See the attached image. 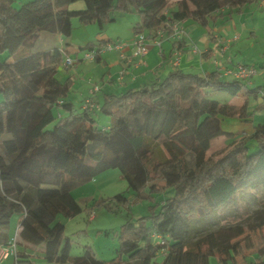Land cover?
<instances>
[{
	"label": "trees",
	"instance_id": "1",
	"mask_svg": "<svg viewBox=\"0 0 264 264\" xmlns=\"http://www.w3.org/2000/svg\"><path fill=\"white\" fill-rule=\"evenodd\" d=\"M76 1L33 0L16 8L14 0H0V93L5 97L0 103V246L13 238L9 230L18 216L17 264H34L27 250L41 252L51 264H210L212 256L223 264L251 256L250 264H264V249L243 253L254 250L251 233L264 228V212L248 225L199 227L238 203L242 192L264 189V123L254 126L249 111L251 99L264 98V85L250 88L252 78L226 79L217 70L176 69L140 89L107 95L100 112L111 123L100 127L91 111L77 112L67 101L71 83L56 79L69 44L34 51L42 33L70 37L74 18L104 30L115 13H134L140 17L135 34L155 32L165 23L173 34L182 21L210 28L219 17L260 0H176L167 14L159 11L167 0H85L84 10H70ZM110 42H90L83 49L100 52ZM214 93L245 100L222 103L211 98ZM224 120L253 131L247 136L225 131ZM222 137L231 149L207 158ZM61 154L81 159L76 177L66 178ZM111 169L120 170L135 201L150 200V213L121 227L115 260L99 259L88 246L72 256L61 218L84 211L72 192ZM110 201L127 204L128 197L118 194L96 205Z\"/></svg>",
	"mask_w": 264,
	"mask_h": 264
},
{
	"label": "rangeland",
	"instance_id": "2",
	"mask_svg": "<svg viewBox=\"0 0 264 264\" xmlns=\"http://www.w3.org/2000/svg\"><path fill=\"white\" fill-rule=\"evenodd\" d=\"M260 1L245 7L242 12L233 11L231 14H226L224 18L219 17L217 23H211L210 26L212 30L216 26L215 33L222 35L220 39L223 42L227 43L236 40V43L232 44V53L236 55L233 59L235 65L238 63L248 65L254 67L258 71V74L251 79V84L248 85L250 88L264 85V70L261 69V67L264 68V9L260 7ZM85 7L86 1L79 0L70 5V10H83ZM228 11L229 10H227V12ZM115 14L116 20L106 25L104 31L100 30L97 24L84 25L78 18H74L73 32L79 37V35L82 36V34H84V28H86L92 38L95 37L96 33L103 32L102 34L108 35L116 41L117 38L113 35H117L118 33L125 37H130L133 28L132 23H136L135 21L139 19V16L134 13L121 14L117 12ZM56 39L57 37H52L48 41L47 45L49 46H46L50 48L46 49H53V47H55L54 45L57 44ZM64 39L66 40L65 42H72L73 36L64 37ZM113 39L110 44H120ZM41 40L39 47L45 44V39ZM124 41H126V38H123L119 42L125 43ZM92 43L97 44V40L92 39ZM96 67L98 66L86 63L85 65H78L77 68H72L70 72L74 73L76 78L79 79V74H81V72L90 68L96 69ZM79 82H83V87L87 89L88 86L84 79ZM81 93H73L70 95L77 112L81 110L80 106L83 98V96L81 97L80 95ZM211 98L222 103H234L239 105L245 100L244 95L240 97H230L225 93H214ZM4 99L5 97L0 93V103L4 102ZM261 106H264V98L259 97V99H251L249 111L253 113L252 120L254 126L264 123V109H258ZM93 117L100 127H107L110 121L109 116L97 110L93 113ZM222 123L224 130L228 132L242 133L243 135L245 134L244 136H247L253 131L252 129L249 130L250 127L248 128L247 125L236 123L235 121L224 120ZM52 128H54V124L49 126V129ZM239 140L240 139L236 142H239ZM231 146L232 145L228 144L224 137L216 139L207 153V158H217V156H221V154H225L231 149ZM257 150L258 148L256 147L252 153ZM60 158L67 166L65 171L66 178L76 177L78 168L82 163L81 159L72 154H61ZM169 191L173 192V190ZM118 194H125L128 197V203L119 204L116 201H110L106 205H96V202L98 203L102 199L106 201L112 200V198ZM72 195L84 209L80 215L72 219L61 218L65 224V235L70 239V254L72 256L82 255L85 247L88 246L99 259L106 261L115 260L118 255V237L121 227L128 220L136 222L139 218L147 216L150 213V200L135 201L134 196L128 191L127 181L123 178L118 169H111L96 176L92 181L74 189ZM168 195H170L169 192L158 196L157 199H164ZM91 211L92 214L90 215ZM261 211L264 212V189L242 192L238 197V203L234 204L227 211H221L220 214H216L210 220L202 222L199 224V227L202 231L203 228L214 230L219 226L235 223L248 225L254 223L257 213ZM15 218L9 230L10 234H14ZM251 238L254 242V250L249 251L244 249L243 253L247 256H251V254L255 253L258 249H264V228L257 230L255 233H251ZM253 259L252 256L246 258L247 261L240 258L238 264H250L253 263ZM210 264L223 263L220 262L218 257L212 256L210 257Z\"/></svg>",
	"mask_w": 264,
	"mask_h": 264
},
{
	"label": "crops",
	"instance_id": "3",
	"mask_svg": "<svg viewBox=\"0 0 264 264\" xmlns=\"http://www.w3.org/2000/svg\"><path fill=\"white\" fill-rule=\"evenodd\" d=\"M31 1L33 0H14V6L19 8V6ZM174 1L176 0H167L159 11L167 14L168 5ZM259 4L260 7L264 9V0H261ZM139 21L140 17L135 22L137 23ZM136 23H132L133 28L130 37H125L120 33L113 35L114 37L116 36L117 41L108 35L102 34L103 32L96 33L95 37L92 38L86 28H84V34H82V36L79 35V37L72 32V42H65L66 40L60 34H46L45 32L40 35L34 51L43 52L52 50L46 49L50 48L46 46H49L47 44L52 37H57V44L54 45L55 47H53V49L63 50L64 46L69 44V47L63 51V59L59 66L56 79L61 84L67 81L71 83L67 101L73 105L74 102L70 95L82 92L80 95L81 97L83 96V98L81 100V110L79 112L84 110L85 102L91 100L94 104V109L91 111L92 114L96 110L100 111V107L107 95L122 94L128 90L140 89L153 82L163 80L170 72L176 69L186 73L193 72L200 74L217 70L222 72L224 78L233 79L228 71L235 70L238 65H242L240 63L235 65L233 62L236 55L232 53V44H235L236 40H232V42L229 41L231 44L229 42L225 43L220 39L222 35L215 33L216 26L213 30L204 28L192 19L182 21L178 24L180 31L179 37L169 34V30L166 31V23L155 32L143 30L140 35L143 36L145 40L148 52L142 58L134 57L135 48L132 44V40L136 36L134 32ZM158 32H162V35H158ZM123 38H126V41H124L126 44L119 42ZM41 39H45V44L39 47V43L42 41ZM92 39L97 40V43L103 40L107 41L113 39L115 42L120 43L121 47L119 49L114 48L109 50L106 49L105 45L95 60H85V55L90 51L83 49V47L92 42ZM178 50L181 51V55L179 60L176 61L175 53ZM122 54L126 56L125 59L122 58ZM67 57L73 58L76 65L66 68L63 62ZM86 63L97 65L99 68L87 69L81 72V74H79V79H77L76 75L70 72L71 69L77 68L78 65L81 64L85 65ZM83 79L88 86L87 89L83 87V82H79ZM95 86L99 87V91L92 94L91 91ZM55 112L62 116L67 115L62 108H56ZM110 123L109 121L107 126H109ZM20 220L21 217L15 218L14 233ZM13 235L14 234L9 233V239L12 238ZM26 253L30 256L34 264L48 263L41 252L27 250ZM3 264H17V262L14 256H10Z\"/></svg>",
	"mask_w": 264,
	"mask_h": 264
},
{
	"label": "built area",
	"instance_id": "4",
	"mask_svg": "<svg viewBox=\"0 0 264 264\" xmlns=\"http://www.w3.org/2000/svg\"><path fill=\"white\" fill-rule=\"evenodd\" d=\"M167 27H169L168 24H167ZM172 29H173V35L175 37H179L180 31H179L178 25H175ZM158 35H162V32H158ZM132 44L134 45V48H135L134 57L142 58L147 54L148 49H147V46L145 44V40H144L143 36H141L139 33L136 34ZM120 47H121L120 44L119 45H117V44L112 45L109 43L106 45V49H109V50L114 49V48L119 49ZM98 54H99V52H97V51H91L85 55V60H92L93 61L96 59ZM180 55H181V51L178 50L175 53L176 61L179 60ZM122 58L125 59L126 56L124 54H122ZM63 65L66 68L72 67L75 65V60L71 57H67L64 60ZM228 73L230 75H232L233 78L242 80V79L253 78L254 76H256L258 74V71L254 67L245 66V65H238L235 70L228 71ZM98 91H99V87L95 86L93 88V90L91 91V93L95 94ZM84 109L89 110V111H92L94 109V104L92 103L91 100H87L85 102ZM19 230H20V225H18L16 232H15L13 238L9 241L8 245H1L0 246V264H2L10 256H15V254H16V242H17V239L19 236Z\"/></svg>",
	"mask_w": 264,
	"mask_h": 264
}]
</instances>
